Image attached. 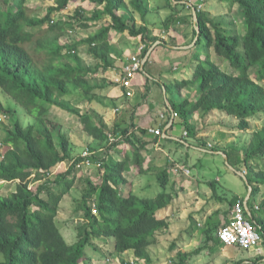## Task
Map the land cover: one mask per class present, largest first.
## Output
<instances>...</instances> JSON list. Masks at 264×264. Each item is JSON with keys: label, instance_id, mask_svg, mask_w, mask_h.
Here are the masks:
<instances>
[{"label": "trees", "instance_id": "1", "mask_svg": "<svg viewBox=\"0 0 264 264\" xmlns=\"http://www.w3.org/2000/svg\"><path fill=\"white\" fill-rule=\"evenodd\" d=\"M53 1L55 6L49 7L41 18L33 16L26 6L27 0H12L11 7H0V91L10 99L8 106L0 101V109L13 116L11 128L2 138L5 147L0 159V181L19 180L9 196L0 195V264H83L88 260L87 249L96 248V240L111 241L114 255L132 252L136 264H153L149 249L161 243L163 233L169 228L167 219L159 217L173 200L171 191H166L170 181L167 167L156 171L159 193L139 197L127 192L125 174L129 172L131 160L136 172L148 174L149 168L143 169L146 157L142 155L148 142L132 134L136 130L131 122L121 129L122 142L109 144L104 127L96 124L91 114L81 113L65 100L73 89L90 99L100 96L99 91L107 93L115 87L105 79L94 81L96 79L91 78L99 70L107 72L110 69L111 56L121 57V52L112 44L118 35L126 33L142 43L150 41L141 54L145 57L149 46L159 41L150 36L144 19L148 8L141 0H79L95 9L78 8L75 20L89 15L78 25L87 29L91 23L97 30L82 41L62 45L60 39L72 31L73 25L54 21L51 15L54 11H64L73 0ZM216 1L223 2L237 17L243 32L236 30L235 21L215 20L208 12L195 7L199 34L195 40L197 32L193 30L189 43H193L190 49L192 74L190 78L164 85L173 112L193 138L199 134L191 124L195 114L203 118L214 111L220 112L234 118L240 132L249 130L250 118L264 114V87L260 84L264 80V0ZM137 14L141 24L135 22ZM104 20L108 23L100 25ZM81 47L86 48L87 56L96 62L93 67L82 62ZM226 64L230 72L223 69ZM252 69H255L253 73ZM187 88L194 90V99L182 95ZM13 104L21 107L33 122L24 127ZM54 109L77 119L78 131L99 143H108L103 157L90 148L93 154L88 160L98 166V180L78 178L83 188L74 212L80 214V224L75 227L76 242L72 245L62 236L56 217L62 198L77 180V168L86 163L80 155L71 158L72 146L64 133L54 134L60 126L48 118ZM119 129L120 124H116L114 132ZM137 131L141 135L147 132L145 129ZM127 143L134 148L131 159L127 155L120 161L115 160L112 152H125L116 146ZM225 155L229 161L230 153L225 152ZM255 159L264 161V126L252 133L245 152L246 164ZM65 161H71L67 171L48 179L53 169ZM248 168L246 178L252 186L251 196L256 197L261 190L253 184L264 186V167L258 171ZM38 181L43 182L31 189L30 185ZM237 200V197L232 198L230 205ZM261 210L264 222V208ZM207 241L218 243L216 234ZM173 244L170 249L174 248ZM201 250L177 252L173 264H187ZM244 261L264 264V256L237 264Z\"/></svg>", "mask_w": 264, "mask_h": 264}, {"label": "rangeland", "instance_id": "2", "mask_svg": "<svg viewBox=\"0 0 264 264\" xmlns=\"http://www.w3.org/2000/svg\"><path fill=\"white\" fill-rule=\"evenodd\" d=\"M129 2L130 0H126ZM148 8V13L144 18L146 24L150 30V36L159 38V41H165L167 43H177L178 45L189 44L193 38V30H197L196 23L194 19L191 18L190 13L192 12L191 7H198V10L208 12L210 17L215 20L224 21V23L234 22L236 25V30L239 33L243 32V26L241 22L237 20V17L231 13L226 6H224L223 2H218L216 0H177V2H173L172 4L168 3L167 0H141ZM180 2V3H179ZM183 2V3H181ZM188 3V4H187ZM12 0H8L4 2L0 0V7L8 8L11 7ZM143 5V6H145ZM26 6L30 9L31 13L34 17L41 18L44 17L46 11L49 7H54L53 0H27ZM88 9L93 11L95 6H87L86 4L82 3L79 0L71 1L67 8L64 11H54L51 15L54 21L62 20L64 22H70L72 27V31H68L62 38L60 39V43L63 44H71L74 42L82 41L92 35L96 30L97 27L90 23V28H83L79 23H82L85 18H89V15H84L81 19L75 20V11L78 9ZM86 11V10H85ZM179 14V15H178ZM182 16V17H181ZM173 17V18H171ZM179 17V18H177ZM169 18V20H167ZM167 22L166 25H164ZM178 21H181L178 23ZM135 22L137 24H141L142 20L140 16L137 14ZM108 23V20H104L100 22V25H105ZM174 23V24H172ZM171 24V25H170ZM171 26V28L166 29L165 27ZM45 28V26H44ZM126 34V33H125ZM129 36V35H128ZM127 36V38H129ZM118 38L112 40V44L117 46ZM185 40V41H184ZM138 44H141L138 42ZM147 45H150V41H147ZM143 45V44H142ZM152 46V45H151ZM158 48V45L155 47L154 50ZM188 48V47H187ZM192 48V47H189ZM162 51L163 48H160ZM193 49V48H192ZM190 50V49H189ZM80 58L82 62L86 66L93 67L96 62L87 56L86 48H80ZM126 56L117 58L116 56L110 57V69L107 72H103L99 70L98 73L93 76L91 79H96L94 81L105 79L107 83H113L115 87H119V84L116 82V79L122 77V69L121 66L123 63L126 62ZM138 58L143 62L144 59L141 54H138ZM152 65H155V59L151 60ZM151 65V66H152ZM193 66V56L188 58V65L186 66L187 72ZM225 71L230 72L231 69L227 67V64L223 66ZM255 69H252L250 72L253 73ZM141 75V74H140ZM253 75V74H252ZM254 77V75H253ZM92 81V80H91ZM260 84L264 87V80L260 82ZM134 85V83H133ZM135 85L129 89H123L124 96H120L119 98L112 99L110 97L109 92H98L100 96L88 99V97L82 93L80 90H70L65 100L70 102L74 107L78 108L79 111L83 114H91L93 116L94 122L98 125L104 127L106 133H111L113 135H121V129H124L129 126L131 122H129V115L131 114L132 108L128 110L124 107L128 102V98L126 97L125 93L127 91L132 92V101L134 104L138 103V92L133 89ZM192 88H187L182 91V95L185 98L194 99L195 96L192 95L193 93ZM102 93V94H101ZM127 98V99H126ZM120 102H118V100ZM0 101L3 103L4 106H8V102L10 99L5 97L0 91ZM114 105H116L114 107ZM13 108L16 110V115L22 125L25 127L33 122V119L30 118L24 110L19 107L18 105H12ZM117 109L120 110V113L117 112ZM166 109V108H165ZM158 110L162 111V108H158ZM148 113V112H147ZM146 113V114H147ZM163 114V113H162ZM6 116V120H2V117ZM12 117V118H11ZM50 121L60 124L54 131V134L57 133L65 134L68 137L71 146H72V153L71 158L78 157L85 151L86 148H91L92 150L96 151V153L104 156L106 152V147L108 143H99L95 141L85 133L78 131V120L65 114L64 112H60L59 110H52L48 116ZM179 120V117L177 118ZM176 119V122H177ZM131 120V118H130ZM193 120V121H192ZM191 120V124L193 128L197 130V132H201L203 135L201 138H193L183 135V132L186 129L181 125L182 128V138L186 139L187 141H195V145H198L200 149H203L204 152L197 151V153L193 152L192 150L186 149L185 146L181 144L173 143L171 147L179 149L181 156H173L174 154L171 153L170 162H163L164 164H159L158 168L155 166L151 167L154 170L151 172V176L146 177L147 180H152L153 176H156V171L161 167H167L169 171V182H172V185L175 186L177 184V188L182 187L180 184L181 181L184 179L193 180L191 182L194 183V186L201 181L203 185H201L200 190L198 191V200L202 201L205 207H210L211 205H216L218 210L213 212L211 216L207 219V225L203 222L201 215L196 214L194 219L187 220L188 226L183 228L174 229V234L168 238L163 237V241L160 245L153 246L149 249V254L153 264H173L174 259H176L177 252L187 253V251L195 252L198 251V248L205 249V254L203 255V260L201 259L200 262L196 264H211V258L217 254L216 248L221 247L225 249L224 259L225 261L217 262V264H236L237 261L242 260H250L254 259L257 256H264V222L261 220L262 213L257 215L256 221L259 223L257 226V230L262 237L263 242L258 245L256 248H252L250 250H241L235 247H226L222 245L219 241L218 243L215 242H208V237H213L216 234L215 227L220 228L224 222L227 220L229 213L232 209L233 205H230V201L232 198L241 196L238 200H244V197H249L253 200L248 205V208L252 211L253 216L256 217L254 211L252 210L251 203L253 202V206H257V208L263 207L264 208V186L256 185L255 183L253 186L259 187L261 192L256 197L251 196V187L250 189L246 186L244 180L238 175L236 172L243 174L246 178V173H248V167L254 168L256 171L264 167V161H259L257 159L250 160L246 164L244 161L245 152L248 148L250 143V139L252 137V133L256 130L261 129L264 126V114H259L255 117L249 119L250 127L248 131L240 132L236 129L237 121L234 118L227 117L222 115L220 112L214 111L211 114L205 117L193 116ZM13 121V116L6 113V111L1 108L0 109V143L2 145V138L4 137L5 131L11 128V122ZM194 122V123H193ZM116 124H120V129L117 132H114V127ZM135 130V128H134ZM187 132V131H186ZM137 134L140 136L138 131H134L132 134ZM180 135V132H177ZM134 134V135H135ZM208 134V136H206ZM128 136V135H127ZM125 137V136H124ZM127 149L134 148L127 143ZM123 144L116 146V149L121 148ZM5 146L2 145L0 148V159H2V154L4 152ZM96 149V150H95ZM189 150V151H188ZM188 151V152H187ZM172 152V151H170ZM176 152V151H175ZM182 152V153H181ZM187 152V153H185ZM225 152L230 153V159L227 161L224 156ZM109 153V152H108ZM111 153V152H110ZM187 154V155H186ZM112 156L115 160H122L124 159L123 153H115L112 152ZM130 157V156H129ZM175 157V159H173ZM71 165V161H65L62 164L57 165L53 172L57 174L64 173L67 171L69 166ZM237 167H236V166ZM235 166V167H232ZM188 169L190 171L189 176H186L183 171L184 169ZM233 168V169H232ZM56 175V174H54ZM52 175L50 178L53 177ZM128 179L134 182L135 177L133 175L129 176L126 174ZM33 177V176H32ZM85 179L86 177L92 178L94 181L95 179L98 180L99 178V170L98 166L94 164H84L81 167L77 168V180L75 181L71 190L62 198L60 203V208L56 217V225L59 228L62 236L64 237L65 241L72 245L76 242V231L75 227L80 224L79 222V215L74 212L76 207V203L81 199V190L83 185L78 178ZM157 177V176H156ZM52 178V179H53ZM198 179V180H197ZM46 180V179H45ZM44 180V181H45ZM130 180V181H131ZM247 180V178H246ZM43 181L34 182L30 185L31 189H35L38 185H40ZM248 182V181H247ZM147 182H143V185H147ZM16 182L10 183H3L0 185L2 188L0 189V195L7 197L16 188ZM249 184V183H248ZM126 188V187H124ZM127 192H128V188ZM203 190V191H202ZM159 191V187H155L148 191L145 196H154ZM178 192H181L178 190ZM45 193V192H44ZM44 195V194H43ZM208 200H205V198ZM210 197V198H209ZM195 196H191L188 199V203H194ZM184 221V220H183ZM228 221V220H227ZM203 223L201 227H196L197 223ZM256 222V223H257ZM210 226V228H209ZM258 226L262 227V230L259 229ZM188 233L193 232L190 234L183 233V231ZM176 242V243H172ZM174 245L173 249H170L171 245ZM218 244V245H217ZM112 242L107 241H95V249H87V261L83 264H136L135 257L133 256L132 252H127L120 255L112 254ZM223 246V247H222ZM215 248V250H211ZM175 249V250H174ZM219 249V248H217ZM256 249H260L259 251ZM261 252V253H260ZM216 253V254H215ZM263 253V254H262ZM201 254V253H200ZM228 260H227V259ZM193 261V260H192ZM189 262V261H188ZM137 264H144V263H137ZM189 264V263H187Z\"/></svg>", "mask_w": 264, "mask_h": 264}, {"label": "crops", "instance_id": "3", "mask_svg": "<svg viewBox=\"0 0 264 264\" xmlns=\"http://www.w3.org/2000/svg\"><path fill=\"white\" fill-rule=\"evenodd\" d=\"M190 15H191V18L193 19L192 12L190 13ZM179 22L181 21H178V23ZM170 25L168 27H165L166 29H168V31L171 28ZM127 36L128 34H125V33L122 35H118L116 37L118 38L117 40L118 44L117 46L114 45L116 49L118 50V52H121V57L126 56L125 57L126 60L130 56H138V54H142L143 49H145L146 47L145 45H147V44L142 43L139 38L135 39L130 36H128L129 38H127ZM138 42L141 44H138ZM157 45H158V48L154 50ZM192 45L193 43L191 44V46ZM191 46L187 44H184V45H178L177 43L171 44L165 41H161V42L157 41L152 46H149L148 51L146 52V55L144 57L145 59L143 58L144 61L142 62L143 65L145 64V62H147V64L145 67L142 66V72L137 74L133 81L135 85L133 89L135 90V94H136V91L138 92L137 95H138L139 101L138 103L134 104L132 101L133 97L128 98V102L123 108L124 111L125 109L129 111V109L132 108L131 114L129 115V122H132L135 130L145 129L147 131L145 135L140 134V136L138 135V137L148 142L145 150L142 152V155L146 157V161L143 164V169L149 168L148 174L146 173L140 174L136 172L135 171L136 165L132 164L133 163L132 160L130 161L129 172L126 174L129 176L133 175L136 180H134L133 182L132 181L133 179L132 180L131 178L128 179V177L125 174V177L128 180V184L125 187L128 188L129 192H133L137 194L139 197H144V195L148 191H150L151 189L155 187H159L156 181L157 179L156 176L152 175L153 179L152 180L149 179L146 181V177L151 176L150 174L154 170V168H151V167L155 166V168H158L160 166L159 165L160 163L164 164L163 163L164 161L173 162V160H170V157L172 156L171 153L174 154L173 156L182 155V154H179L180 153L179 149L171 147L172 146L171 144L173 143L181 144L185 146L186 149L192 150L195 153H197V151L204 152V150L200 149L198 145H195L194 140L187 141L186 139L182 138V128H181V125H179L178 123L179 120L177 119V122H176V119H171L170 114L173 110L170 106V103L167 100L166 93H165V87H164V85L166 83H169L170 81L190 78L192 71H193V66H191L188 73H186L187 72L186 66L188 65V58L191 56V51L189 50L191 49L189 48ZM160 48H163V50L159 51L161 50ZM117 58L120 59V57H117ZM152 59H155V65H156L155 67L151 63ZM109 91L111 94L110 97L112 99L119 98V95L124 96V91L120 89L119 87H114L110 89ZM175 99L177 100V98ZM120 100L121 99H119L118 102H120ZM159 107L162 108L163 110L162 111L158 110ZM117 112L120 113V110L117 109ZM162 113L164 114V119H161L159 116ZM197 115L198 114H195L194 116H197ZM157 128L161 129L163 132V135L158 139H156L155 136L148 133V129H157ZM177 132H180V135H178ZM201 134L202 133L199 132L196 138H201L203 136ZM206 136H208V134H206ZM127 145L128 144H123L121 148L119 149H122L125 151L123 153L124 158L125 156L128 155V157L130 156L129 158L131 159V154L134 150L127 149ZM168 159L169 161H167ZM173 159H175V157H173ZM183 178L184 179L180 183L182 187L177 188V184L173 186L172 182H169L166 187L167 192L171 191L173 200H172L171 206L167 210L159 213V217L166 218L169 223V228L163 233V237L166 236L170 238L174 234V231H173L174 229L187 227L188 226L187 220L194 219L196 214H200L203 222L207 224L208 222L207 219L211 216V214H213V212H216L218 210V207H216V205L205 207L204 203L198 200L197 194H198V191L200 190L201 185H203L201 181H199V183H197L196 181L197 185L194 186V183L191 182L193 180L188 181V179L185 180V177ZM143 182L144 183L147 182L146 183L147 185L144 186ZM178 190L181 192H178ZM160 191L161 189L159 188V191L157 193H159ZM191 196H195V198H194V203H191L190 205V202L189 204H187L188 203L187 201ZM237 197L240 198L241 196L237 195ZM247 197H244V200L242 201L246 203L248 207L249 203L253 199H251L250 197L248 199ZM205 200H208V198L206 197ZM253 205L254 204L252 202L251 203L252 210L254 211L256 217L253 216V213L250 210L251 218H252L251 220L255 225H257L256 223L257 215L260 214V211H262L261 210L262 207H260V204L258 208L257 206L255 207ZM226 218L228 219L227 215H226ZM202 224L203 223L200 224L198 222L196 224L197 225L196 227H201ZM183 233H187V232H185L184 230ZM190 233H193V232L188 231L187 234H190ZM163 237H161V243L164 239ZM172 243H176V242H172ZM217 248H216L217 254L215 253L216 255L211 258L212 260L211 264H217V262L225 261L224 247L223 248L217 247ZM205 249L195 254V256L191 258L188 263L196 264L197 262H200L201 259L203 260ZM211 250H215V248H212ZM189 252L190 251H187V253ZM242 264H251V262L244 261Z\"/></svg>", "mask_w": 264, "mask_h": 264}, {"label": "built area", "instance_id": "4", "mask_svg": "<svg viewBox=\"0 0 264 264\" xmlns=\"http://www.w3.org/2000/svg\"><path fill=\"white\" fill-rule=\"evenodd\" d=\"M142 61L138 58V56H130L126 62L122 65V77L116 79V82L119 84L120 88L129 89L133 87V81L135 76L142 72ZM127 98H131L132 92L127 91L125 93ZM161 119H164V114L159 115ZM171 119H177L178 115L175 112H171ZM148 133L155 136L161 137L163 132L161 129H148ZM184 136H187V132H183ZM123 137L121 135H113L111 133H107V142L109 144H113L117 141L122 142ZM2 147L0 143V148ZM93 154L89 148H86L83 153H81V157L85 159V163L89 164L88 157ZM183 173L186 176H189L190 171L188 169H184ZM57 174L56 172H52L51 175ZM48 176V175H47ZM5 183L1 181V184ZM19 183V180L16 181ZM251 211L247 207L246 203L242 200H237L236 203L233 204L232 209L228 216V221L222 225L216 231V237L218 241L226 246V247H235L241 250H250L252 248L258 247L259 244L263 242L261 235L257 230V226L251 220ZM259 250V249H256Z\"/></svg>", "mask_w": 264, "mask_h": 264}, {"label": "water", "instance_id": "5", "mask_svg": "<svg viewBox=\"0 0 264 264\" xmlns=\"http://www.w3.org/2000/svg\"><path fill=\"white\" fill-rule=\"evenodd\" d=\"M192 13H193V19H194V22L197 24L196 9L193 8V7H192ZM196 27H197V26H196ZM198 31H199V30H198V28H197V30H196L197 35H196L195 40L198 38V34H199ZM224 157H225V159L227 160L226 156H224ZM232 169H233V168H232ZM236 173H237L238 175H240V177L244 180L246 186L250 189L249 184H248V182H247L245 176H244L243 174L239 173V172H236Z\"/></svg>", "mask_w": 264, "mask_h": 264}, {"label": "clouds", "instance_id": "6", "mask_svg": "<svg viewBox=\"0 0 264 264\" xmlns=\"http://www.w3.org/2000/svg\"><path fill=\"white\" fill-rule=\"evenodd\" d=\"M6 118H7L6 116H3V117H2V120H6ZM2 145H3V143H2ZM1 148H2V147H1Z\"/></svg>", "mask_w": 264, "mask_h": 264}]
</instances>
